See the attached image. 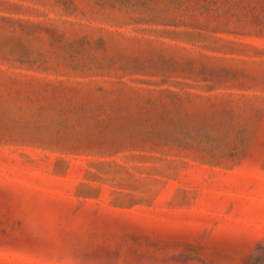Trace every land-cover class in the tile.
I'll return each instance as SVG.
<instances>
[{
	"label": "rangeland",
	"instance_id": "obj_1",
	"mask_svg": "<svg viewBox=\"0 0 264 264\" xmlns=\"http://www.w3.org/2000/svg\"><path fill=\"white\" fill-rule=\"evenodd\" d=\"M0 264H264V0H0Z\"/></svg>",
	"mask_w": 264,
	"mask_h": 264
}]
</instances>
